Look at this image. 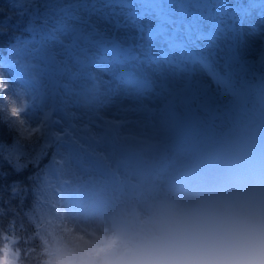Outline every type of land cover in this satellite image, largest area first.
<instances>
[{
  "label": "rangeland",
  "instance_id": "rangeland-1",
  "mask_svg": "<svg viewBox=\"0 0 264 264\" xmlns=\"http://www.w3.org/2000/svg\"><path fill=\"white\" fill-rule=\"evenodd\" d=\"M29 2L19 0L21 5ZM119 19L123 22L124 16ZM255 23L260 26L259 20ZM127 31L135 35L134 29ZM124 34L123 29L118 33ZM46 35L38 31L37 39L31 42L36 48L30 51L22 54L17 48L19 58L27 56L33 67L24 69L7 92H0V117L17 130L18 144H26V138L28 144L40 145L43 140V145L48 142L51 147L52 166L40 181L35 207L30 211L50 264L57 258L65 264H91L97 254L108 256L106 264H147L119 254L163 236L177 219L201 202L215 201L239 179L238 136L242 131L253 136L259 120H250L247 114L239 123L234 122L217 104L235 97L245 77L243 73L237 77L234 92H217L216 85L197 68V78L211 86L218 102L212 99L207 111L200 107L202 98L188 101L176 97L165 108L168 102L151 92L138 101L118 96L105 105L85 104L83 100L77 104L76 97L58 94L53 87L56 77L50 57L54 49L50 43L43 45ZM227 35L231 34L221 33L216 41L215 50L221 54L226 50ZM248 39L253 46L259 44L257 37ZM245 58L256 56L249 52ZM139 103L153 111L118 112ZM12 107L21 109L19 118L11 116ZM102 119L123 122L118 147L113 149L107 143L93 146V154L88 137ZM73 139L85 147L78 151L70 147L67 142ZM262 160L264 164V156ZM250 169L254 177L264 180V165Z\"/></svg>",
  "mask_w": 264,
  "mask_h": 264
},
{
  "label": "snow or ice",
  "instance_id": "snow-or-ice-1",
  "mask_svg": "<svg viewBox=\"0 0 264 264\" xmlns=\"http://www.w3.org/2000/svg\"><path fill=\"white\" fill-rule=\"evenodd\" d=\"M9 7L19 9L16 14L21 21L28 18L24 23L27 36L16 38L7 47L6 55L0 53L3 64L0 92H7L24 69L33 67L27 56L23 60L19 58L17 48L27 47L29 51L36 48L34 44L25 45V41L31 40L36 25L47 34L43 43H50L54 49L50 57L56 77L54 89L58 94L76 97L77 104L83 100L85 104L105 105L113 103L118 96L138 101L151 92L157 99L168 102L165 108L176 97L188 101L202 98L200 107L207 111L215 94L210 85L197 78V68L211 79L217 92H234L241 73L259 77L264 84V0L241 3L233 0H54L52 3L31 0L27 5H21L18 0ZM105 8L110 11L105 12ZM121 15L123 22L119 19ZM8 19L5 15V20ZM228 20L232 23H227ZM255 20H259V27ZM129 28L134 29L135 35L127 31ZM122 29L125 34L118 35ZM6 31L7 26L0 22V34ZM221 33L231 34L227 35L223 54L215 50ZM249 37H257L259 44L253 46ZM249 52L256 59H246ZM152 111L143 103L118 109L120 113ZM20 114L21 109L11 108L12 117L19 118ZM122 123L102 119L95 125L97 130L88 137L93 154V146L107 143L113 149L118 147L116 140ZM67 143L77 151L85 147L76 139ZM18 147L16 136L10 144L0 140V167L7 164L17 174L32 167L34 171L27 179L30 183L39 181L44 171L40 165L48 155V142L23 164L19 163L22 153L12 158ZM7 176V172L0 173V178ZM21 183L12 181L10 185ZM39 187L33 184L31 190L35 192ZM159 239L136 245L119 255L147 264H252L261 257L264 231L223 229L217 233L218 242L196 247L168 246L159 243ZM0 253V264H16L12 257L19 256L18 250L6 243Z\"/></svg>",
  "mask_w": 264,
  "mask_h": 264
},
{
  "label": "trees",
  "instance_id": "trees-1",
  "mask_svg": "<svg viewBox=\"0 0 264 264\" xmlns=\"http://www.w3.org/2000/svg\"><path fill=\"white\" fill-rule=\"evenodd\" d=\"M15 1L0 0V10H2L0 11V22L7 26V31L4 34H0V52L3 54L6 53L8 46L15 43L16 38L27 36L24 31V23H27L28 18L26 17L24 21H21L16 14L19 9L9 7L10 4H15ZM237 1L238 3L244 2V0ZM5 15H8L10 19L5 20ZM36 27L32 39H36L38 31L42 30L39 25H36ZM28 42L29 40L25 41V45ZM238 92L234 101L229 102L225 107L224 113L226 112L230 119L237 121L244 119L247 114H250V120H259V128L258 130L254 129L253 136L249 137L245 134L246 137L240 138L242 144L237 164L241 165L243 162L252 169L260 168L263 166L262 159L264 156V84L261 83L259 78L250 80ZM10 129L14 128L11 125H7L6 120L0 117V140L9 144L17 132L15 129ZM24 141L26 144H18L19 147L16 150L19 152L15 151L12 157L15 159L17 153H22L19 155V163L21 164L25 163L30 155H34L43 146V140L39 141L40 145L37 143L28 144L26 138H24ZM87 145H89V142ZM47 152L48 155L40 165V168L44 169L41 173V179L33 183H30L27 179L29 173L34 171L32 167L19 174L13 172L7 164H3L0 167V173H8L6 178H0V248L7 243L10 244L13 250H18L19 256L15 257L16 264H50V258L44 247L43 239L37 234L39 233L37 226L34 225L30 216V211L34 208V201L36 202V191L33 192L31 189L33 184H40L46 173L45 166L49 165L52 157L50 146ZM4 155H7V153H4ZM12 181H21L22 183L10 185ZM13 188L16 190L13 191ZM107 257L103 256V254H97L91 264H106Z\"/></svg>",
  "mask_w": 264,
  "mask_h": 264
},
{
  "label": "clouds",
  "instance_id": "clouds-1",
  "mask_svg": "<svg viewBox=\"0 0 264 264\" xmlns=\"http://www.w3.org/2000/svg\"><path fill=\"white\" fill-rule=\"evenodd\" d=\"M223 229L264 231V180L254 177L243 162L234 184L215 201L201 202L177 219L158 242L173 247H196L218 242L217 233ZM260 251V259L252 264H264V241L260 243ZM53 264L65 262L57 258Z\"/></svg>",
  "mask_w": 264,
  "mask_h": 264
},
{
  "label": "bare ground",
  "instance_id": "bare-ground-1",
  "mask_svg": "<svg viewBox=\"0 0 264 264\" xmlns=\"http://www.w3.org/2000/svg\"><path fill=\"white\" fill-rule=\"evenodd\" d=\"M42 12H43V9H42Z\"/></svg>",
  "mask_w": 264,
  "mask_h": 264
}]
</instances>
